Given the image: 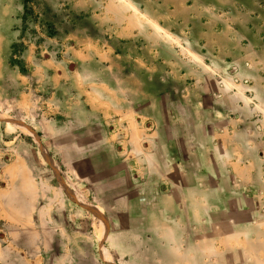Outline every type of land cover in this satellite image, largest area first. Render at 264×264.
<instances>
[{"label":"crops","instance_id":"obj_1","mask_svg":"<svg viewBox=\"0 0 264 264\" xmlns=\"http://www.w3.org/2000/svg\"><path fill=\"white\" fill-rule=\"evenodd\" d=\"M128 1L173 42L136 70L134 147L76 153L84 203L21 186L0 264H264V0Z\"/></svg>","mask_w":264,"mask_h":264},{"label":"rangeland","instance_id":"obj_2","mask_svg":"<svg viewBox=\"0 0 264 264\" xmlns=\"http://www.w3.org/2000/svg\"><path fill=\"white\" fill-rule=\"evenodd\" d=\"M161 5L182 11L179 0ZM3 11L14 12L8 23ZM169 36L128 0H0L2 223L16 220L12 195L20 201L28 183L45 201L66 193L84 203L76 153L99 151L101 136L115 150H132L136 105L149 98L136 96V70L148 67L153 46L164 51L160 38L173 43Z\"/></svg>","mask_w":264,"mask_h":264},{"label":"bare ground","instance_id":"obj_3","mask_svg":"<svg viewBox=\"0 0 264 264\" xmlns=\"http://www.w3.org/2000/svg\"><path fill=\"white\" fill-rule=\"evenodd\" d=\"M73 195H74V193H73ZM76 196V195H75Z\"/></svg>","mask_w":264,"mask_h":264}]
</instances>
